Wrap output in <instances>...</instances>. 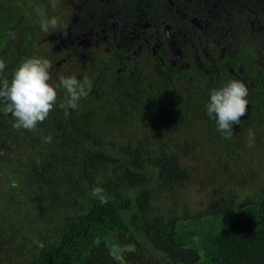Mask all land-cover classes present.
<instances>
[{
	"label": "trees",
	"instance_id": "1",
	"mask_svg": "<svg viewBox=\"0 0 264 264\" xmlns=\"http://www.w3.org/2000/svg\"><path fill=\"white\" fill-rule=\"evenodd\" d=\"M23 56L0 49L9 80ZM56 91L34 132L0 112V264H264V182L255 181L264 166L254 154L246 164L244 151L249 139L264 147V102L247 97L226 139L208 102H158L129 87L117 96L89 92L72 111L60 106L65 90ZM190 144L212 154L220 147L218 169L231 160L230 184L244 182L242 190L194 211L193 183L206 188L185 161Z\"/></svg>",
	"mask_w": 264,
	"mask_h": 264
},
{
	"label": "flooded vegetation",
	"instance_id": "2",
	"mask_svg": "<svg viewBox=\"0 0 264 264\" xmlns=\"http://www.w3.org/2000/svg\"><path fill=\"white\" fill-rule=\"evenodd\" d=\"M1 48L50 60L53 87L75 76L93 96L133 87L205 105L238 79L264 102V0H0Z\"/></svg>",
	"mask_w": 264,
	"mask_h": 264
},
{
	"label": "clouds",
	"instance_id": "3",
	"mask_svg": "<svg viewBox=\"0 0 264 264\" xmlns=\"http://www.w3.org/2000/svg\"><path fill=\"white\" fill-rule=\"evenodd\" d=\"M40 23L44 31L49 27L55 30L59 26L55 17L42 18ZM6 67L5 61L0 59V112L12 116L13 128L16 130L34 132L38 125L48 118L57 102L56 88L49 83L52 79V63L42 57L27 58L14 71L11 80L4 76ZM58 81V87L66 92L65 103L60 106L72 111L77 110L80 102L89 95L90 81L85 79L82 82L75 76L64 75H60ZM248 95V86L238 79H232L226 86L211 91L206 114L215 120L217 131L224 138H231L233 126L240 124L241 117L246 115ZM68 115L70 111L66 110L65 116ZM44 142L51 143L52 137H44ZM92 195L101 203L108 202L101 187L93 188Z\"/></svg>",
	"mask_w": 264,
	"mask_h": 264
},
{
	"label": "rangeland",
	"instance_id": "4",
	"mask_svg": "<svg viewBox=\"0 0 264 264\" xmlns=\"http://www.w3.org/2000/svg\"><path fill=\"white\" fill-rule=\"evenodd\" d=\"M255 139H249L244 143V151L246 152V164H250V156L254 154L257 161H262V165L264 166V147H259L257 144L254 143ZM190 149H186L187 156L185 158V161L189 163L190 166L195 167L197 170L196 177L200 179L203 184L205 185V190L202 192V188L199 182H194V186L191 188L192 191H190L189 199L191 201V206L193 207V210L202 209L203 202L208 199V197H217V195H224L226 192V189L231 190H237L241 191V187L244 186V182H241L240 184L233 185L230 184L229 177L231 176L230 168L233 164L231 160H228L227 168L225 170L218 169L217 162L218 157L223 156L225 154L222 153V150L220 147L215 148V153L212 154L209 150H200L198 148H194L193 146L188 145ZM252 158L256 160L254 157ZM252 159V160H253ZM226 170L228 173H226ZM259 172L258 177H256L257 181L264 182V169L260 168L256 171V173ZM257 175V174H256ZM235 177V178H234ZM239 176L237 173L233 175L234 180ZM212 179H216V181H212ZM208 184V185H207Z\"/></svg>",
	"mask_w": 264,
	"mask_h": 264
}]
</instances>
